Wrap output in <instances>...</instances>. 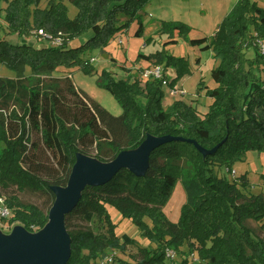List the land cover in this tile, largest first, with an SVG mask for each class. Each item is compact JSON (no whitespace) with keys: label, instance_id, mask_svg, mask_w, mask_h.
Listing matches in <instances>:
<instances>
[{"label":"trees","instance_id":"16d2710c","mask_svg":"<svg viewBox=\"0 0 264 264\" xmlns=\"http://www.w3.org/2000/svg\"><path fill=\"white\" fill-rule=\"evenodd\" d=\"M41 2L0 0V18L4 13L7 33L18 40L3 36L0 24V64L15 74L0 76V198L9 212L7 223H20L30 233L44 229L57 199L55 188L68 186L79 155L110 163L152 139L143 172L123 168L102 185L85 186L65 217L70 240L66 264L96 263L130 246H137L138 258L119 264H164L167 249L180 252L183 246L207 264H264V193L251 192L247 173L234 180L219 175L250 151L264 153V56L254 50L250 59L243 52L254 39L251 28L257 38L264 37V6L238 0L213 36L189 40L220 60L211 71L216 86L198 82L212 100L205 114L182 100L170 111L163 109L166 69L176 70L172 87L190 73L188 59L163 51L155 58L136 59L161 66L160 79L144 82L140 74L145 70L139 68V76H133L123 65L119 68L127 71L126 79L106 69L100 72L98 85L122 108L114 115L71 77L46 90L41 82L31 86L26 70L32 76H49L61 68H77L91 75L93 56L86 54L104 48L134 23V36L142 37L150 0H74V17L65 0H48L45 7ZM39 30L60 36L62 44L27 38ZM190 31L180 21L166 22L160 29L169 35L165 47L177 42L176 35ZM260 178L264 182V174ZM180 179L186 203L173 222L163 207ZM23 196L38 203L24 202ZM109 206L130 220L150 245L139 247L135 239L119 237ZM75 216L88 223L87 229H69ZM249 220L260 223L262 235L247 224Z\"/></svg>","mask_w":264,"mask_h":264},{"label":"rangeland","instance_id":"374dc122","mask_svg":"<svg viewBox=\"0 0 264 264\" xmlns=\"http://www.w3.org/2000/svg\"><path fill=\"white\" fill-rule=\"evenodd\" d=\"M47 0H42L46 2ZM238 0H150L149 4L146 6L145 11V30L142 37H135L134 32L137 29V24L134 23L130 29L117 33L107 44L106 50L101 53V49L91 51L87 53L85 57L93 56L97 58V61L94 63L95 72L90 74H85L77 68L65 69L61 68L55 71L49 76H32L29 69L26 70L27 80L31 86L41 82L42 87L46 90H53L56 87L62 85L65 82V79L71 75V79L76 86L85 91L93 100L98 102L104 108L109 110L111 113L118 115L122 112V108L114 96L106 89L98 85V77L102 70L106 69L114 73L117 79H126L128 77L127 71L123 70H114L110 59H107L106 56L108 53L112 54L114 59L122 64H127V68L137 70L136 65L134 64L139 55H146L150 57H157L163 51L174 55L176 57H186L191 62L192 73L191 78L186 83V88L190 89L185 92V97L190 102L194 101V90L198 81L203 79L204 84L209 88H214L216 83L211 77V71L219 65L220 60L214 57V54L211 50H202L199 46H193L189 43L191 39L190 34L194 38H202L207 36H213L217 29L218 25L221 23L223 18L230 13L231 9L235 6ZM256 1L260 6H264V0H252ZM67 7L69 10V16H73L77 9L73 5V2L67 0ZM6 4H2L4 9ZM4 13L0 18V24L3 26V32L1 34L7 39L13 40V42L18 43L17 37L7 33L6 24L3 19ZM180 21L183 22L191 28V31L188 35L178 36L176 35V43H170L165 47V43L169 40V35L167 33H160V29L163 24L166 22ZM251 33L253 34L254 39L250 43H246L243 49L245 57L253 59L255 57L254 50H259V42L264 40V37L257 38L253 28H251ZM36 32H32L27 38L39 39L35 35ZM37 35V34H36ZM38 36V35H37ZM12 37V38H11ZM152 37L151 42H146V39ZM121 40L122 42L120 43ZM251 44L252 46H249ZM104 47V48H105ZM106 54V55H105ZM200 58L202 65L198 70V66L195 63L196 59ZM199 59V60H200ZM144 62L145 67L154 68L152 64L147 63L142 57L139 59V62ZM190 67V64H189ZM135 74V73H134ZM0 76L14 77V72L7 69L5 66L0 64ZM139 76V73L133 75ZM142 79V74H140ZM196 82V83H195ZM193 90V91H192ZM201 100L205 101L210 99L205 95ZM206 98V99H205ZM143 101V99L141 98ZM204 102V104H205ZM203 103V102H202ZM149 139L147 142L150 144ZM0 145V149L2 148ZM146 149V148H145ZM145 149H138L134 152L123 153L124 157L131 158H143L145 155ZM88 162L90 166V171L95 174H101L107 170L109 163H102L97 160L95 157H85L82 155L78 156V163ZM138 167V165H135ZM233 169L236 170V176L239 177L242 174L247 173L249 181L251 183V192L252 193H264V182L261 180V174H264V153H258L256 151H250L245 156L243 161H238L233 165ZM222 174L226 176L229 180H234L228 173L224 170L219 172V175ZM59 190L63 191L64 188L57 187ZM24 202H35L38 203L31 196H23ZM186 203V192L182 180H178L174 186L171 197L169 198L167 204L163 207V210L167 217L176 222L179 219L182 206ZM45 206V204H44ZM50 206H47V208ZM109 211L111 213L112 219L115 223L118 224L116 229L117 235L122 237L127 235L135 239L139 247H147L150 245L147 239H143L140 236V232L137 227L131 223L128 219H123L121 214L117 209L112 206H109ZM9 217L0 216V241L5 243H13L16 241L24 240L29 242H34L43 238L47 233V225L42 230H37L33 233L26 231L22 224L15 223L9 225L7 223ZM149 222V221H148ZM247 224L254 229L255 233L262 235L260 228V223L249 220ZM88 223L75 216L69 225V229L79 230L87 229ZM153 246V245H152ZM183 252H188V248H181ZM185 252V253H186ZM108 256H113V260L109 264H119L118 260L132 263L135 258H138L137 246H130L127 248L125 253L113 251L109 253ZM195 264V263H188Z\"/></svg>","mask_w":264,"mask_h":264},{"label":"water","instance_id":"95a60500","mask_svg":"<svg viewBox=\"0 0 264 264\" xmlns=\"http://www.w3.org/2000/svg\"><path fill=\"white\" fill-rule=\"evenodd\" d=\"M154 140L145 142L140 149H145L143 158L124 157L123 153L109 163V167L101 174H95L82 163H77L63 191L55 188L57 199L49 211L47 233L40 240L16 241L5 243L0 241V264H66L69 256L70 240L65 226V217L76 206L85 186L102 185L110 181L123 168L141 173L147 166V158ZM126 153V152H124ZM135 165H138L135 166Z\"/></svg>","mask_w":264,"mask_h":264},{"label":"crops","instance_id":"0c3cea01","mask_svg":"<svg viewBox=\"0 0 264 264\" xmlns=\"http://www.w3.org/2000/svg\"><path fill=\"white\" fill-rule=\"evenodd\" d=\"M48 1V0H47ZM47 1L46 2H41V6L42 7H45L47 5ZM71 2H73L74 0H70ZM67 2V0H65V3ZM3 4V3H2ZM67 5V3H66ZM2 7V5H1ZM230 12V11H229ZM77 13V11H76ZM76 13L72 16L74 17L76 15ZM71 17V16H70ZM145 20V17L143 18V21ZM145 22V21H144ZM145 25V23H144ZM135 33V32H134ZM189 36H191V39H195L194 37H192V35L190 34ZM12 38V37H11ZM10 40V39H8ZM31 40H33V38H31ZM13 41V40H11ZM34 41V40H33ZM104 50H106V47L101 49V53L104 52ZM106 55V54H105ZM106 56H108L107 59H110L111 62H114L113 60H115L116 62V66L114 65V63H112V67L111 68H114V70H120L119 68V65H123V66H126L127 67V64H122L121 62H118L116 59H114L113 55L112 54H107ZM150 57V56H149ZM96 58V57H95ZM151 58H155V57H151ZM186 58V57H185ZM97 59V58H96ZM188 59V58H187ZM200 58H197L196 59V64L198 66V70L201 68V65H202V62H201V59L199 60ZM189 60V59H188ZM149 63V62H147ZM136 65V71L133 70L131 68V71H130V74L131 75H135L138 73V69L139 68H142L143 70H145L147 67H145V63L144 62H135L134 63ZM150 64V63H149ZM189 64H190V70H191V73H192V66H191V62L189 61ZM129 65V64H128ZM59 70V69H58ZM130 70V69H129ZM113 73V72H112ZM135 73V74H134ZM191 73L185 75L182 79H180L173 87L170 85V83L175 79L176 77V70L174 67H168L165 71V77H166V82L165 84L163 85L162 87V98H161V105L163 107L164 110L166 111H170L175 102L178 101V100H182L184 102H186L187 104H190V105H193L195 106L198 111L201 113V114H205L207 111H208V106L211 104L212 100L211 99H206V101L208 100V102L206 103L205 101H202L201 99L204 96V92L199 90L198 88V82L196 84V88L194 90V94L192 95V97H194V101H197V102H190L188 99L184 98V96H180L178 94V91H189L190 89H187L186 88V83L189 81V79L191 78ZM69 77H71V75H69ZM116 77V76H115ZM196 83V82H195ZM193 91V90H192ZM204 99V98H203ZM203 102V103H202ZM205 102V104H204ZM115 115V114H114ZM119 115V114H118Z\"/></svg>","mask_w":264,"mask_h":264},{"label":"built area","instance_id":"2783aa9c","mask_svg":"<svg viewBox=\"0 0 264 264\" xmlns=\"http://www.w3.org/2000/svg\"><path fill=\"white\" fill-rule=\"evenodd\" d=\"M36 32V31H34ZM38 36H37V35ZM35 35L38 37L40 41H45L46 43H50L53 45H61L62 44V38L59 36L57 38H54L51 34L44 32V30H39L36 32ZM120 43L122 42L121 40H119ZM259 50H260V54L262 56H264V40H261L259 42ZM97 61V59L95 57L91 58V63H95ZM163 74V70L161 66H154V68L150 69V68H146L145 71L142 74V80L144 82H146L149 79H160L161 76ZM178 94L180 96H184L185 92L184 91H178ZM226 173H228L231 177H236V170L232 169V170H225ZM0 216L1 217H7L9 216V212L5 207L4 204V199L0 198ZM181 252H183V250H181L180 252L171 250V249H167L165 251V263L164 264H182L183 261H187L188 263L192 262L195 264H207L206 262L202 261L197 253H190V252H184L181 254ZM113 260V256H106L104 258H101L100 260H98L96 263H92L91 264H109L110 261Z\"/></svg>","mask_w":264,"mask_h":264},{"label":"bare ground","instance_id":"6f19581e","mask_svg":"<svg viewBox=\"0 0 264 264\" xmlns=\"http://www.w3.org/2000/svg\"><path fill=\"white\" fill-rule=\"evenodd\" d=\"M82 164H83L87 169H90V166H91V165H90L88 162H85V163L83 162ZM44 236H45V235H44ZM44 236H43V237H44Z\"/></svg>","mask_w":264,"mask_h":264}]
</instances>
